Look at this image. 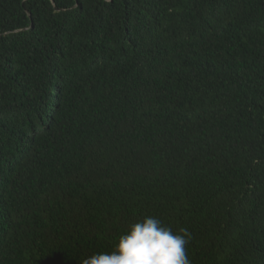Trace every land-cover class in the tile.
Masks as SVG:
<instances>
[{
	"label": "trees",
	"instance_id": "16d2710c",
	"mask_svg": "<svg viewBox=\"0 0 264 264\" xmlns=\"http://www.w3.org/2000/svg\"><path fill=\"white\" fill-rule=\"evenodd\" d=\"M145 216L264 264V0H0V264Z\"/></svg>",
	"mask_w": 264,
	"mask_h": 264
},
{
	"label": "clouds",
	"instance_id": "9594fccd",
	"mask_svg": "<svg viewBox=\"0 0 264 264\" xmlns=\"http://www.w3.org/2000/svg\"><path fill=\"white\" fill-rule=\"evenodd\" d=\"M191 240L187 228L173 231L161 219L145 216L128 226L110 252L93 253L81 264H192L186 250Z\"/></svg>",
	"mask_w": 264,
	"mask_h": 264
}]
</instances>
